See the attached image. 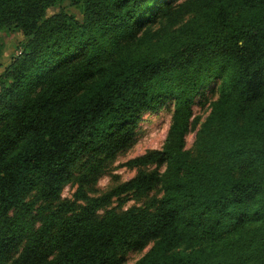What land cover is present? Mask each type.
Returning a JSON list of instances; mask_svg holds the SVG:
<instances>
[{
    "label": "trees",
    "instance_id": "1",
    "mask_svg": "<svg viewBox=\"0 0 264 264\" xmlns=\"http://www.w3.org/2000/svg\"><path fill=\"white\" fill-rule=\"evenodd\" d=\"M66 2L80 19L46 16ZM173 2L0 0V31L26 37L0 82V264H123L150 244L133 264H264V0ZM216 81L186 150L195 98ZM166 102L163 146L125 163L133 178L87 198L94 163L84 204L61 200L83 157L113 159Z\"/></svg>",
    "mask_w": 264,
    "mask_h": 264
},
{
    "label": "rangeland",
    "instance_id": "2",
    "mask_svg": "<svg viewBox=\"0 0 264 264\" xmlns=\"http://www.w3.org/2000/svg\"><path fill=\"white\" fill-rule=\"evenodd\" d=\"M186 0H174L172 11L178 5ZM72 14L76 18H81V12L77 6L66 3H58L55 6L46 10V16H51L58 10ZM155 25L154 28H157ZM26 44V37L22 32L15 28L3 29L0 31V82L1 75L5 67L11 60L20 54L24 45ZM218 97V82H213L205 86L195 98L193 105V115L191 120L194 124L191 126L188 134L185 137V149L192 150L195 139V133L204 119L210 112V105ZM173 106L170 102H166L156 111H146L141 116L135 129L134 142L125 150L118 153L113 159L98 162V160L88 162L87 157H83L77 164L74 170L75 179L68 183L61 192V200L67 203H74L83 205L82 200H78L83 192L87 198H98L114 187L133 178L136 174V169L128 168L125 163L130 159L141 156L151 150H159L163 146L167 131L171 122ZM198 119V120H196ZM99 164L101 168L95 174L87 176V180L83 182V190L80 192V179L87 175V169L92 164ZM152 197H159V193H150L146 196L135 197L131 194L122 195L119 198L113 197L108 204L99 210L97 213L102 215L105 210H114L116 212H123L129 208H143L148 205ZM151 244L143 250H131L123 256V264H133L141 258L150 248Z\"/></svg>",
    "mask_w": 264,
    "mask_h": 264
}]
</instances>
